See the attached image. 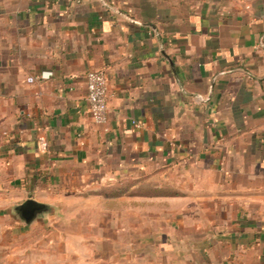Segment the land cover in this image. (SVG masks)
Masks as SVG:
<instances>
[{"label":"crops","instance_id":"obj_1","mask_svg":"<svg viewBox=\"0 0 264 264\" xmlns=\"http://www.w3.org/2000/svg\"><path fill=\"white\" fill-rule=\"evenodd\" d=\"M119 184L169 264H264L263 0H0V234Z\"/></svg>","mask_w":264,"mask_h":264},{"label":"rangeland","instance_id":"obj_2","mask_svg":"<svg viewBox=\"0 0 264 264\" xmlns=\"http://www.w3.org/2000/svg\"><path fill=\"white\" fill-rule=\"evenodd\" d=\"M124 187L67 199L45 220L40 216L24 229L3 232L0 264H169V255L158 246L159 234L150 232L154 216L139 227L138 206L128 211L119 199Z\"/></svg>","mask_w":264,"mask_h":264},{"label":"built area","instance_id":"obj_3","mask_svg":"<svg viewBox=\"0 0 264 264\" xmlns=\"http://www.w3.org/2000/svg\"><path fill=\"white\" fill-rule=\"evenodd\" d=\"M86 92V101L92 122L98 126L103 125L106 122L107 92L106 76L102 71L86 73Z\"/></svg>","mask_w":264,"mask_h":264},{"label":"water","instance_id":"obj_4","mask_svg":"<svg viewBox=\"0 0 264 264\" xmlns=\"http://www.w3.org/2000/svg\"><path fill=\"white\" fill-rule=\"evenodd\" d=\"M48 211L43 205L36 203L33 200H28L14 208V216L20 222L29 225L36 221L40 215H46Z\"/></svg>","mask_w":264,"mask_h":264}]
</instances>
